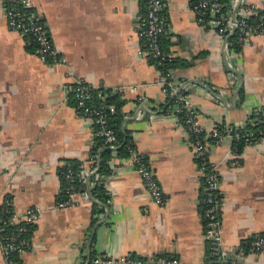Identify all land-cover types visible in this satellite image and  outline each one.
<instances>
[{
	"label": "crops",
	"instance_id": "0c3cea01",
	"mask_svg": "<svg viewBox=\"0 0 264 264\" xmlns=\"http://www.w3.org/2000/svg\"><path fill=\"white\" fill-rule=\"evenodd\" d=\"M30 1L67 61L41 59L9 27L6 0H0V203L11 197L18 211L40 212L29 236L32 248L16 264H90L98 256L127 255L209 264L201 173L184 124L168 111L160 69L139 37L140 0ZM167 1L164 47L177 59L176 88L189 95L205 128L247 127L264 104V33L236 50L235 29L222 34L199 23L195 0ZM228 3L238 17L264 12V0ZM78 78L105 97L119 93L125 100L122 128L153 170L164 205L153 201L119 146L103 171L102 149L91 163L95 126L76 106ZM72 161L81 164L89 187L75 206L58 209L60 171ZM210 161L219 169L223 240L236 260L242 243L264 234V137L239 149L230 140L212 145ZM99 185L103 198L94 194ZM237 262L264 264V251Z\"/></svg>",
	"mask_w": 264,
	"mask_h": 264
},
{
	"label": "built area",
	"instance_id": "2783aa9c",
	"mask_svg": "<svg viewBox=\"0 0 264 264\" xmlns=\"http://www.w3.org/2000/svg\"><path fill=\"white\" fill-rule=\"evenodd\" d=\"M140 12L138 14V34L146 49L149 58L156 62L166 61L171 53L164 49L162 36L168 32L170 19L168 15L167 0H140ZM254 6H252L253 8ZM255 8V7H254ZM196 19L202 24H211L217 27L222 34L235 29L237 33L236 43L241 48L254 34L264 33V12L257 13V20L252 21L248 16L231 14L229 8L225 9L222 0H196L193 4ZM246 10L249 6H246ZM6 17L9 27L20 32L27 44L34 45L32 50L44 61L64 64L67 57L54 44L49 29L41 19L40 13L34 8L30 0H6ZM175 75L172 70L160 72L159 82L163 92L174 98L168 103V111L177 117H181L185 126L189 141L192 145L197 160L199 172L203 183V221L205 227V239L207 241V254L209 264H239L237 258L248 253L264 251V237H255L246 249L243 243L236 253V260L231 258L229 249L225 246L222 235V223L220 216L221 194L219 189V169L210 161V147L230 140L233 143L254 144L258 141L257 135H261L255 129L264 125V104L251 119V127L237 128L229 124H213L205 128L200 119V112L193 104L189 95L176 88ZM84 79L75 81L73 92L75 102L81 116L90 119L95 126V137L101 138L102 146L110 149L118 147L116 131L111 127L110 115L115 112L113 105L106 106L100 102L101 92ZM222 125V126H221ZM221 126V127H220ZM137 167L143 182L150 192L153 201L158 205L165 204L160 183L144 157L135 147L130 148L128 159ZM91 163L97 162V155L90 154ZM96 166L92 168L94 171ZM66 198L56 204L58 209L73 207L77 204V196L87 192L85 176L75 174L68 170L63 173ZM77 176L80 185L76 184ZM38 209L29 208L20 212L16 209L14 200L7 197L0 203V249L5 259V264H16L15 255L23 254L32 248V242L27 237L31 227L39 220ZM8 226H13L9 229ZM90 264H182L177 258L160 255L153 258H141L132 255L121 256L118 259L95 257Z\"/></svg>",
	"mask_w": 264,
	"mask_h": 264
},
{
	"label": "trees",
	"instance_id": "16d2710c",
	"mask_svg": "<svg viewBox=\"0 0 264 264\" xmlns=\"http://www.w3.org/2000/svg\"><path fill=\"white\" fill-rule=\"evenodd\" d=\"M196 1V0H195ZM224 3H225V9L226 8H229V3L228 1L229 0H222ZM252 21H256L257 20V17H254V18H251ZM167 33H165L163 36H162V45L164 47V37ZM236 37H237V33H235L233 36H232V39H233V43H232V47L235 48L236 50H239L241 47L238 46V44L236 43ZM29 48H33L34 45L30 44L28 45ZM165 50H167L165 47H164ZM168 51V50H167ZM171 53V52H170ZM151 61H153L160 69V72H166L167 70H172L174 75L176 76V73L174 71V69L177 67V59L176 57L171 53V57L168 58L166 61H163V62H156V60L154 59H151ZM96 92H101L102 93V97L99 98L100 102L103 103L104 105L106 106H111L113 105L115 107V112L112 113L110 115V124H111V127L116 131V134H117V138H118V154L122 157H128L129 156V153H130V148L131 147H134V144L133 142L131 141L130 137L128 136V132H126L123 128H122V122H123V115H122V107L125 103V100L121 98L120 94L119 93H113V94H110L108 96H104V93L99 89V88H96ZM174 101V98L171 99L170 97V102H173ZM181 120H183L181 117H179ZM222 126V125H221ZM220 126V127H221ZM247 127H251V124L248 125ZM258 132L259 130L262 131L261 135H257V138L258 140L260 138H263L264 137V125H260V127L258 128H255ZM96 146H94L92 148V153L91 155L94 157L95 155H98L100 153V149H102V152H101V169L100 171H103L104 170V164L106 163V161L110 158L111 154H112V150L108 147H103L102 146V140L101 138H98L96 137ZM244 145V143H235V146L239 149L240 146ZM145 159V158H144ZM146 160V159H145ZM81 164L79 162H76V161H72L69 165L61 168V171H60V176H61V182H62V186H63V190H62V199H65L66 198V192H65V182H64V176H63V173L64 172H67L68 170H72L75 172V174H80L81 172ZM76 184L77 185H80L81 184V181L79 182V178L77 176V180H76ZM105 193L104 191V187L102 185H99L97 186V188L94 190V194H96V196H103V194ZM103 198V197H102ZM9 229H12L13 226H8ZM33 229V226L31 227V230L30 232H28L27 234V237L30 236V233ZM262 237H264V234L261 235ZM255 238V237H254ZM250 239V240H246L243 245L246 249H248L249 247V244L250 242L254 239ZM18 255L16 254L15 255V259ZM224 264H231V262H228V263H224Z\"/></svg>",
	"mask_w": 264,
	"mask_h": 264
},
{
	"label": "water",
	"instance_id": "95a60500",
	"mask_svg": "<svg viewBox=\"0 0 264 264\" xmlns=\"http://www.w3.org/2000/svg\"><path fill=\"white\" fill-rule=\"evenodd\" d=\"M214 92V91H213ZM215 93V92H214ZM216 94V93H215Z\"/></svg>",
	"mask_w": 264,
	"mask_h": 264
}]
</instances>
